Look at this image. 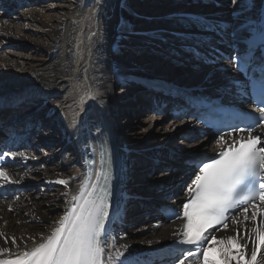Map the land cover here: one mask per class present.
Returning a JSON list of instances; mask_svg holds the SVG:
<instances>
[{
  "label": "bare ground",
  "instance_id": "1",
  "mask_svg": "<svg viewBox=\"0 0 264 264\" xmlns=\"http://www.w3.org/2000/svg\"><path fill=\"white\" fill-rule=\"evenodd\" d=\"M52 1L47 6L34 7L27 0H0V6L4 10L18 12L17 17L22 25L20 28L19 24L12 22V25H9L11 21L0 19V50L5 44L18 43L23 46L31 45L30 47L38 52L34 54L35 58L32 56L31 61L28 60L30 55L25 57V61L24 57H20L22 53L17 55V58H13L10 51L11 55L7 57H2L0 53V96L4 97L3 103L6 106L13 103H19L16 106H20L21 100L41 102L47 111L46 117L53 120L58 135L71 147L72 155L53 166H50V160L43 158L42 152L35 159L17 158L16 162H10L7 168L15 178L19 179L25 173L28 175L18 185L0 187V231L9 238L7 246L13 253L23 252L24 243L29 249L34 246L28 239L29 236L49 234L54 226L53 221L62 217L69 206L65 203L66 199L70 201L71 196L79 191L85 180L83 162L87 153L100 156L98 146L108 145L105 129L110 128L117 134L122 165L121 184L108 224L109 242L115 238L117 246L128 244L131 253L129 259L134 262L152 256L155 251L163 253L173 240L171 233L179 227L177 223L164 222L156 213L153 221L143 225L124 228L120 224L123 211L134 205L150 204L147 200L126 198L135 194L124 182L130 176L132 157L138 151L139 145L127 132V126L119 124L118 114L126 112V102L122 96H113L112 90L121 82L134 77L149 78L148 76H160L163 73L156 68L158 59L155 54L148 59L143 58L141 48L146 41L162 45L166 50H175L171 47L174 42L178 46L177 51L183 52L194 41L210 36L205 29L208 24L230 26V31L236 29L240 32L242 28L237 27V18H245L247 13L251 12L250 7H245L251 0H240L239 5L224 4L221 0H159L172 6L165 8L160 15L151 14L157 11L159 6L155 4L157 0H150L152 5L147 10L150 16L145 11L131 9L126 0ZM256 3L259 5L260 0H256ZM144 6L146 7V2ZM132 14L138 15L135 22H144L140 27L129 24ZM254 24L250 17L245 18L243 27ZM180 58L170 59L171 63L167 64L169 68H166L172 79L183 77L180 85L186 83V86L202 88L214 83L221 86L226 85L227 79L231 77L222 71L226 66L212 65L196 70V62L187 57ZM182 60H186L189 65L190 75L186 77L175 66ZM193 76L195 77L192 79ZM141 99L140 103L136 100L135 104L140 107V111L146 103ZM126 114L128 115V112ZM183 122H172L170 127L181 128L183 131L191 128V125L182 126ZM160 127L158 125L156 130ZM24 137L26 136L23 134L10 133L6 143L12 146V152L23 151L33 156L21 147ZM200 140L202 139H197L195 144H201L202 147L204 142ZM153 152L158 153L156 150ZM26 167L28 169L24 170ZM166 174L160 173L161 176ZM189 176H193L191 170L183 176L168 179L167 190L175 189L178 195H184V190L191 182ZM57 179L68 180V187L55 183ZM181 180L182 186L179 185ZM24 185H40L41 190L47 189L51 194L40 195L31 190L26 194L15 195L14 190ZM162 185L163 180L154 187L158 196V199L153 201L154 205L159 203L164 194L163 189H158ZM65 192L68 193L67 197L62 195ZM9 205H12V211H9ZM157 225L159 227H156ZM248 227H251L250 222ZM233 234L235 233L224 232L223 229L215 233L217 238ZM11 237L17 238L19 248L12 247ZM4 239L0 237V246H4ZM149 240L153 243L148 244ZM149 252L152 253L147 255ZM128 255L126 253V256ZM3 258L5 257L0 256V259Z\"/></svg>",
  "mask_w": 264,
  "mask_h": 264
},
{
  "label": "snow or ice",
  "instance_id": "2",
  "mask_svg": "<svg viewBox=\"0 0 264 264\" xmlns=\"http://www.w3.org/2000/svg\"><path fill=\"white\" fill-rule=\"evenodd\" d=\"M231 3L239 5L240 0ZM245 7L251 8L245 18L250 17L255 24L243 27L245 18H237V27L242 28L237 32V40H248V45L240 50L243 56L232 59L240 60V68H245L257 53L261 54L258 103L264 105V0L259 5L251 0ZM235 83L239 85L241 81ZM256 112L252 124L244 128L229 126L227 133L218 136L219 151L215 158L194 166V176L184 190L186 200L182 208L173 210L169 216L180 221L171 233L175 247L169 246V252L177 255L170 264H193V261L195 264H264V107H257ZM17 158L28 160L35 156L23 151L0 155V187L18 185L28 175L25 173L17 179L5 166ZM95 175L96 179L91 180L90 172L79 191L70 201L66 199L69 206L62 217L53 221L49 234L28 237L34 245L30 249L24 243L23 252L13 253L7 246L9 238L0 231V237L5 238L4 246H0V256L5 258L0 259V264H139L129 259L128 244L117 246L115 238L109 242L111 160L106 161L101 155ZM55 183L67 188L69 181L57 179ZM62 195L67 197L68 193ZM8 209L12 211V205ZM221 229L235 234L217 238L215 233ZM10 239L13 248L20 247L17 238Z\"/></svg>",
  "mask_w": 264,
  "mask_h": 264
},
{
  "label": "rangeland",
  "instance_id": "3",
  "mask_svg": "<svg viewBox=\"0 0 264 264\" xmlns=\"http://www.w3.org/2000/svg\"><path fill=\"white\" fill-rule=\"evenodd\" d=\"M27 1H30V3L32 5H34V7L47 6L53 2L52 0H27ZM126 1L128 2V6H130L131 9H133L135 11H140V12L141 11L147 12V10L150 8V5H152V3L149 2L150 0H126ZM221 1L224 4H226V3H228L229 5L231 4V0H221ZM145 2H146V7L144 6ZM161 2H159V0L156 1L155 4H158L159 9L157 11L152 12L151 13L152 15H158V14L160 15L164 12L165 8H171L172 7V6L166 5L165 3H161ZM17 13L18 12L12 13L11 11L9 12V11L4 10L3 8H0V19L6 20V22L11 21V24H9V25H12V22L20 25L21 22H20V19L17 17ZM147 13L150 16L149 12H147ZM137 16H138L137 14H132L130 16L129 24L133 27H137V26L140 27V25H142L144 23L142 21L135 22ZM146 18H149V17H146ZM19 27L22 28V25H20ZM4 39H6V38H4ZM172 43H173V46H171V47L175 48L174 54L177 55V57L173 56V54H172L173 49H169V50L168 49L166 50V48L163 49L162 45H157L153 41H146L144 43L143 47L141 48L142 52L144 53L143 54L144 59L150 58V56L153 54L156 55V58L158 59V63L156 64V68L163 72L160 76H163L166 79H169L171 77V73L166 72V68H169V66L167 65L168 62H170L169 60L175 59V58H180V57H181L180 59L186 58V57L178 56V54L180 53L177 51L178 46L176 44H174V42H172ZM30 46L31 45L23 46V45H20L18 43L5 44V46H2L0 53L2 54V57H4V56L7 57L11 52V53H13L12 54L13 58H17L22 53L20 55V57H22V58L24 57L23 60L27 61L26 58L29 55L30 56H29L28 60L33 58L32 56H34V58H35L36 56L34 54L38 53V52H36L35 49H32ZM183 52H184V50H183ZM160 55H161V57H160ZM190 59L192 60V58H190ZM186 62H187L186 60L185 61L182 60L181 62H177L175 64V66L178 69H180L182 71V73H184V77L190 75L189 74L190 70H188L189 65H187ZM178 64H180V65H178ZM182 64H185V65H182ZM152 76H154V75H152ZM152 76H148V77H152ZM156 76H158V75H156ZM194 77L195 76H193L191 78L193 79ZM178 79H179L178 82L183 81V77L178 78ZM127 81L121 82L114 90H112L113 96H122L124 101L126 102L125 108L127 110H124L126 112L123 113V111H122L118 114V117L120 120V121L118 120L119 124L121 126H125V125L127 126V128H128L127 132H129V135H131V138L136 139V142L139 145L138 151L140 150L139 152L137 151L133 155V158H132L133 163L129 169L130 171L132 170V173L130 176L127 177L128 179L126 178L125 186L131 187L132 189H135L136 194H138L140 196L150 197L148 195V193L151 192L152 189H154L156 183L159 180L165 179V177L156 178L157 174L156 175L154 174L151 178L145 179L146 174L148 173L146 171L147 166H148L147 164L150 161V159L148 157L151 156L149 154L152 151V149L155 148V150L158 152V153L153 152L155 154V157H160L159 153H161L162 151L159 150L160 148H157V145H160V144H169L172 146L176 145L179 149H182V147H181L182 141H180L179 138L177 137L178 130L181 128L174 129V128L170 127L171 122L169 120H166V119L163 120L164 117H162V116L160 117V116H157V115L155 116L154 114H152V112L149 109H146V106H147L146 103H145L146 106H145V104L143 106L144 109L140 111V107L135 106V104H137L136 100L138 103L141 102L140 96L143 95L142 94L143 91L140 88V85L138 84V82L136 80L130 79V81L129 80H127ZM141 100H145V99L142 98ZM16 104H19V103H16ZM16 104L13 103L12 105H10L11 107L9 108V112L14 115V118L16 120H18L17 118H19L20 121L22 122V126L20 127V129L23 130V128H24V129L28 130V133L33 132V134L30 133V135L32 134L31 136L27 135V137L23 138L28 144L25 146L23 145L22 146L23 149H25L29 154H31L35 157H38L41 154L40 152H42L43 153L42 155H44L43 158H46L47 161L50 160V166H53L54 164L59 163L61 160L63 161L66 158L71 157V155H72L71 147L67 146L68 142L63 141L64 139L58 135L56 125L52 124L53 120L45 117L47 114V111L44 110L45 107L43 106V104L41 102L38 103L35 100H21L20 106L18 105V107H17ZM127 112H128V115L126 114ZM128 116H129V118H128ZM24 118H26V120H29V121L27 122ZM161 118H163V119H161ZM36 121H38V123ZM121 122H122V124H121ZM34 124H38V125L33 127ZM158 125H160L161 127L158 130H156V127ZM22 132L23 131H21L20 133H22ZM18 135H21V134H18ZM128 138H130V137H128ZM22 141H20V143ZM22 144H23V142L21 143V145ZM197 145L199 147H201V144H197ZM191 147H193V144L187 145L185 148L188 150V148H191ZM180 151H182V150H180ZM142 152L145 155L147 154V157L143 156ZM147 159H148V162H147ZM40 163H41V160H40ZM139 163H142V168H143V166H145L144 170H141L138 167L139 165H137V164H139ZM27 169L28 168L26 167L24 170H27ZM155 169H157V167ZM163 172L167 173L164 176L168 177V179L173 178V177H171V175H173L171 172H168V171H163ZM187 181H188V178L185 180L184 183L186 184ZM34 191L36 193H39L40 195H43L44 193L51 194V192L48 191L47 189L41 190L40 185H38ZM151 193L153 196H155L157 198L154 191H152ZM126 198L128 199L129 197L127 196ZM133 198L137 199L135 197H133ZM139 199H141V198H139ZM155 200L156 199H154V198H150L149 204H152L153 201H155ZM144 206H146V205H144ZM144 208H147V207H144ZM140 211H141V209H139V208H133L130 211H125L123 216H122L121 224L123 226H126V227L127 226L133 227L134 225L133 226H130V225L132 223H135V221H136L135 218L137 217L136 214ZM121 215H120V217H121ZM152 216L153 217H148V215H146L143 219H140L139 223L135 224V226H138L139 224L143 225L144 223H146L148 221L149 222L153 221L155 216L154 215H152ZM138 217H141V216H138Z\"/></svg>",
  "mask_w": 264,
  "mask_h": 264
},
{
  "label": "water",
  "instance_id": "4",
  "mask_svg": "<svg viewBox=\"0 0 264 264\" xmlns=\"http://www.w3.org/2000/svg\"><path fill=\"white\" fill-rule=\"evenodd\" d=\"M169 81H171V82H178V78L177 79H172L171 77L168 79ZM195 153H197L198 151L197 150H195L194 151Z\"/></svg>",
  "mask_w": 264,
  "mask_h": 264
}]
</instances>
